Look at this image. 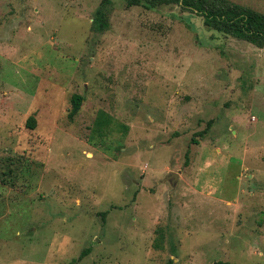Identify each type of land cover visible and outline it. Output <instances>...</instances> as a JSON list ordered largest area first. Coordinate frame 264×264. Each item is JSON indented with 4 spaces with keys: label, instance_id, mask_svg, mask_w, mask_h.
<instances>
[{
    "label": "rangeland",
    "instance_id": "rangeland-1",
    "mask_svg": "<svg viewBox=\"0 0 264 264\" xmlns=\"http://www.w3.org/2000/svg\"><path fill=\"white\" fill-rule=\"evenodd\" d=\"M103 1L0 0V264H264V46Z\"/></svg>",
    "mask_w": 264,
    "mask_h": 264
},
{
    "label": "trees",
    "instance_id": "trees-1",
    "mask_svg": "<svg viewBox=\"0 0 264 264\" xmlns=\"http://www.w3.org/2000/svg\"><path fill=\"white\" fill-rule=\"evenodd\" d=\"M127 8L145 7L156 8L159 6H178L182 10L194 13L201 17L203 25L214 32L221 33L238 40L252 44L258 48L264 46V14L258 13L248 7L231 3L228 0H124ZM110 2L104 0L92 21L94 31L102 33L108 29V14ZM82 96L73 95L71 99L72 108L69 118H73L80 110ZM102 117L98 118L97 126L100 129L104 122ZM33 118H28L27 127L34 129ZM214 264H231L218 261Z\"/></svg>",
    "mask_w": 264,
    "mask_h": 264
},
{
    "label": "water",
    "instance_id": "water-1",
    "mask_svg": "<svg viewBox=\"0 0 264 264\" xmlns=\"http://www.w3.org/2000/svg\"><path fill=\"white\" fill-rule=\"evenodd\" d=\"M165 180H168V181H170L172 184H174V182L178 180V174H174V173H172L170 176H167V177L165 178ZM165 180H164V181H165Z\"/></svg>",
    "mask_w": 264,
    "mask_h": 264
}]
</instances>
